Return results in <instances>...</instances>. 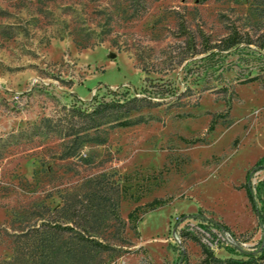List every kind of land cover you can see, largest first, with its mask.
<instances>
[{"label": "rangeland", "instance_id": "1", "mask_svg": "<svg viewBox=\"0 0 264 264\" xmlns=\"http://www.w3.org/2000/svg\"><path fill=\"white\" fill-rule=\"evenodd\" d=\"M261 156L264 0H0V264H264Z\"/></svg>", "mask_w": 264, "mask_h": 264}, {"label": "trees", "instance_id": "2", "mask_svg": "<svg viewBox=\"0 0 264 264\" xmlns=\"http://www.w3.org/2000/svg\"><path fill=\"white\" fill-rule=\"evenodd\" d=\"M236 36H237L236 33L230 34L225 39L224 47L229 48V47L237 45L240 40ZM257 78H258V76H256V75L250 76V77L245 78L243 80V82H248L250 80L257 79ZM136 98H137V96H133V98H130V99H127V100H124V101H121V102H120V99H115L114 101L119 103V105L124 106L129 101L134 100ZM110 104H111V102H99L97 105L93 104V106L89 105V106L84 107V108H83L82 105H79V106L74 105L72 107L75 108V109H78L80 111H85L87 114L94 115L93 116L94 118H92L93 122L89 125V127H93V126H97V125L102 123V121H100L99 118L101 119L102 117L105 116V114L102 113L103 109H105L104 108L105 106H108ZM132 109H133V107H129L127 111H130ZM52 120H53V118L49 117V116L42 118V122L49 123ZM117 123L120 124V125H129V124L132 123V121L128 120V119H124V120L118 121ZM72 133H74V132H66L67 135H71ZM78 134H76V135H78ZM79 135H80L79 137L81 138L80 144H83V142L85 140L84 135L83 134H79ZM263 166H264V156H261L256 161L254 166L248 170V172L246 174V182L244 183V186L246 188V191H247L248 197H249V199H250V201L252 203V206L258 213V223L263 228V242H262V245L260 247V249L262 251H264V196L262 195V193L264 192V180H260L257 185H253L252 180H251V176H252V174L254 173V171L257 168L263 167ZM257 195L259 196V198H260V200L262 202L261 206L258 205V202H257V199H256ZM162 201L163 200L161 198H154L150 202V204L152 206H154L155 204H161ZM130 215L135 216V212L134 211L130 212ZM55 228H56V230H54L55 233H57V234L59 233L58 235L62 236L63 233L65 232V230L72 229L73 226L70 225V224H63L61 222H58L57 224H55ZM91 245H92L93 248H96V247L104 248L106 246L105 243H103L100 239L95 238V237L92 238ZM207 252H208V254L213 256V253H212L211 250H207Z\"/></svg>", "mask_w": 264, "mask_h": 264}]
</instances>
